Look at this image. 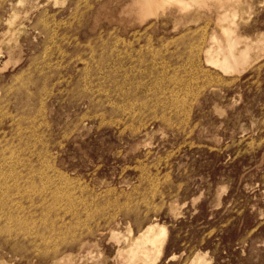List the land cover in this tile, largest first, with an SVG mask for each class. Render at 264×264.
<instances>
[{
  "label": "rangeland",
  "instance_id": "374dc122",
  "mask_svg": "<svg viewBox=\"0 0 264 264\" xmlns=\"http://www.w3.org/2000/svg\"><path fill=\"white\" fill-rule=\"evenodd\" d=\"M21 1L0 0V264H264V0H230L249 60L226 68L203 51L227 0Z\"/></svg>",
  "mask_w": 264,
  "mask_h": 264
},
{
  "label": "bare ground",
  "instance_id": "6f19581e",
  "mask_svg": "<svg viewBox=\"0 0 264 264\" xmlns=\"http://www.w3.org/2000/svg\"><path fill=\"white\" fill-rule=\"evenodd\" d=\"M54 1V0H53ZM176 2V1H180L182 2L183 5L185 6H189L190 4H194V3H201V2H204L205 0H138L136 2H134V4L137 6V9H138V14L140 16H146L148 14H150L151 12H154L156 11L159 7H161V5H163L164 3H168V2ZM217 1V0H216ZM234 1V0H232ZM22 1L20 0V4ZM57 2V1H56ZM55 2V3H56ZM230 0H227V4H228V7H230V10H223L222 11V16H221V20L223 22H225L227 25L226 26H222V27H219L221 31V34H222V37L221 38H218L217 36H215V34L213 36H211V40H212V44H210V47L208 49H206L204 52L205 54V60L204 62L206 63H211L217 67H221V68H226L228 66V63L232 60V55H234V59H236V63L237 64H245V62L247 60H249V56H247L248 52H249V48L248 47H244V49H240V44L243 43L242 40H240L239 36H237V34L235 33V31L233 30V20L231 18V16H234L235 14V11L234 8L232 7V4H230ZM235 3V2H234ZM233 3V4H234ZM245 3V2H244ZM249 3V2H248ZM46 4V3H45ZM57 4V3H56ZM169 4V3H168ZM208 4V3H207ZM217 5V4H216ZM18 6V5H17ZM223 6V5H222ZM39 7V6H38ZM54 7V6H53ZM203 7V6H202ZM227 7V8H228ZM31 8H34V7H31ZM189 8V7H188ZM196 8V7H195ZM221 8V6H220ZM160 9V8H159ZM26 10V9H25ZM194 10V9H193ZM15 11V9H14ZM194 12V11H193ZM16 13V12H14ZM25 13V12H24ZM13 14V12H12ZM13 15H16V14H13ZM18 15V14H17ZM16 15V16H17ZM184 15V14H183ZM20 15H18L19 17ZM24 16V14H23ZM11 17V16H10ZM182 18V17H181ZM180 18V19H181ZM41 19V18H40ZM9 21V20H8ZM7 21V22H8ZM13 21V20H12ZM10 21V22H12ZM38 21V20H37ZM183 21V20H182ZM14 22V21H13ZM48 23V22H47ZM178 23V22H177ZM12 24V23H11ZM219 24V23H218ZM24 25V24H23ZM217 25V24H216ZM9 26L11 27L10 23H9ZM22 26V24H21ZM220 26V25H219ZM218 27V25H217ZM9 28V27H8ZM12 28V27H11ZM18 28V26H17ZM19 28H20V25H19ZM10 30V28H9ZM18 30V29H17ZM14 32V31H13ZM9 33V32H8ZM17 33V32H16ZM12 34V33H11ZM15 35V34H14ZM46 35V34H45ZM15 37V36H14ZM18 37V36H17ZM18 39V38H17ZM210 39V38H209ZM3 40V39H2ZM3 42V41H2ZM11 42V41H10ZM16 42H18L16 40ZM15 43V42H13ZM8 44H10L8 42ZM7 46V45H6ZM208 46V45H206ZM46 49V48H45ZM1 50V49H0ZM46 52V51H44ZM43 53V52H42ZM44 54V53H43ZM46 54V53H45ZM8 62V60L6 61V63ZM5 65V64H3ZM8 65V64H7ZM6 66V65H5ZM29 66V65H28ZM7 68V66H6ZM3 69V68H1ZM43 70V69H42ZM226 70V69H224ZM39 73V72H38ZM43 75V74H42ZM20 77V75H19ZM18 78V76H17ZM15 80V78H14ZM29 80V79H28ZM17 81V80H16ZM15 81V82H16ZM13 82V81H12ZM69 83V81H68ZM45 85V84H44ZM45 87V86H44ZM42 88V87H41ZM12 89V88H11ZM44 90V89H43ZM9 91V90H8ZM46 91V90H45ZM6 93V92H5ZM30 94V93H29ZM30 96V95H29ZM39 101V100H38ZM40 103V101H39ZM44 105V104H43ZM25 108V107H24ZM40 108V107H39ZM23 109V108H22ZM2 110V108H1ZM3 112V110H2ZM6 113V112H5ZM1 114V113H0ZM100 117V116H99ZM133 131V130H132ZM131 132V131H130ZM3 139V138H2ZM4 143V142H3ZM8 143V142H7ZM5 144V143H4ZM2 147V146H1ZM6 147V145H5ZM4 147V148H5ZM8 147V146H7ZM6 147V148H7ZM3 148V149H4ZM9 148V147H8ZM3 149L1 151H3ZM4 151H6L4 149ZM13 151V149H12ZM9 153V152H8ZM11 153V152H10ZM14 153V152H13ZM2 156L3 155V152L1 154ZM6 155V154H5ZM10 156V155H9ZM2 158V157H1ZM4 158V157H3ZM5 159V158H4ZM10 159V158H9ZM3 160V159H2ZM2 173V172H0ZM152 224H149L147 226H145L140 232L142 233V236L140 237H143V241L145 240H149L150 238H152V236H146L144 237L145 235H147L149 233V231H152ZM149 235V234H148ZM140 237H137L132 243L131 245L128 247V249H125V250H121V255H123L124 257H135V254H137V257L141 256V257H145L147 256L146 252H136V244L138 243L137 240L140 238ZM119 248V247H118ZM117 248V249H118ZM120 249V248H119ZM118 249V250H119ZM63 257V256H62ZM61 258V257H60ZM66 258H68L66 256ZM58 260V259H57ZM65 262V261H64ZM70 262V261H69ZM59 263H61L59 261ZM71 263V262H70ZM63 264V263H62ZM66 264V263H65Z\"/></svg>",
  "mask_w": 264,
  "mask_h": 264
}]
</instances>
